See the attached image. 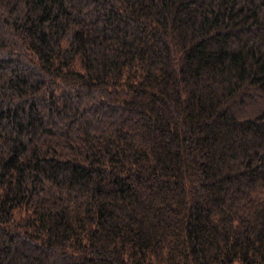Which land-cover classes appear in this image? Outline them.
<instances>
[{
    "label": "trees",
    "instance_id": "1",
    "mask_svg": "<svg viewBox=\"0 0 264 264\" xmlns=\"http://www.w3.org/2000/svg\"><path fill=\"white\" fill-rule=\"evenodd\" d=\"M264 264V0H0V264Z\"/></svg>",
    "mask_w": 264,
    "mask_h": 264
},
{
    "label": "rangeland",
    "instance_id": "2",
    "mask_svg": "<svg viewBox=\"0 0 264 264\" xmlns=\"http://www.w3.org/2000/svg\"><path fill=\"white\" fill-rule=\"evenodd\" d=\"M234 264H238V263H234Z\"/></svg>",
    "mask_w": 264,
    "mask_h": 264
}]
</instances>
